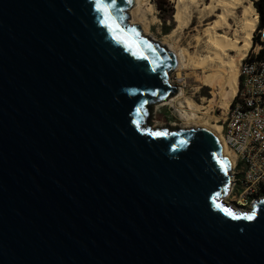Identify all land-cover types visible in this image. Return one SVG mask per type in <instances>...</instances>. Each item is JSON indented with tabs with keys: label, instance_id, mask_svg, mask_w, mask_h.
I'll use <instances>...</instances> for the list:
<instances>
[{
	"label": "water",
	"instance_id": "95a60500",
	"mask_svg": "<svg viewBox=\"0 0 264 264\" xmlns=\"http://www.w3.org/2000/svg\"><path fill=\"white\" fill-rule=\"evenodd\" d=\"M135 4L0 0V264H264L219 138L148 125L177 56Z\"/></svg>",
	"mask_w": 264,
	"mask_h": 264
},
{
	"label": "rangeland",
	"instance_id": "374dc122",
	"mask_svg": "<svg viewBox=\"0 0 264 264\" xmlns=\"http://www.w3.org/2000/svg\"><path fill=\"white\" fill-rule=\"evenodd\" d=\"M168 1L174 8L173 18L170 19V17H168L166 20L162 18L164 15L157 8V0H145V18L137 21L135 25L141 27L143 34L147 32V36L164 44L168 48H173L177 53L183 54L188 51L194 55L198 49L195 48L197 47L196 37L198 35H203V31L210 26V23L212 25L213 22L217 20L216 17L222 12L221 9L217 8L219 4L218 1L222 0ZM250 1L253 2V4L256 2V0ZM212 7L215 8L213 10V15L208 12ZM133 9L134 8L131 10ZM178 9L182 10L179 11ZM131 10L129 11V22L132 23L134 16L131 14ZM238 11L239 10H237V16L241 19L242 9ZM178 12L182 13L183 22L181 19L177 20V17H175ZM229 23L230 27L233 29H223V31H219V33H226L233 36L234 27L237 29V25H234L235 23L233 20L231 21V19H229ZM259 25L260 17L258 13V27L253 35V47L248 56H251L255 52L257 43H254V38L259 33ZM186 59L187 58H185V64L187 63ZM240 67L241 65L239 66V73ZM202 76L203 74L201 71L191 67L181 66L179 70L176 69L171 74L170 82L179 89L181 88L183 90V95L176 101L171 102V99H173L171 98L166 102L154 105L150 111L148 125L154 128L171 127L172 129H183L182 127H185V129H190L205 127L212 130H216L218 125L223 126L233 103L232 100L228 108L224 106L228 102L231 93L230 87L227 86V83H225L226 85L223 84L221 87L217 86L215 89L206 86L200 81ZM177 78H181L183 81H178ZM239 81L240 79H238V85ZM187 99L192 100L195 104L203 108V110L198 112L197 120L187 121L181 114L180 103ZM222 132L223 129L218 133L222 136Z\"/></svg>",
	"mask_w": 264,
	"mask_h": 264
},
{
	"label": "bare ground",
	"instance_id": "6f19581e",
	"mask_svg": "<svg viewBox=\"0 0 264 264\" xmlns=\"http://www.w3.org/2000/svg\"><path fill=\"white\" fill-rule=\"evenodd\" d=\"M144 1L145 0H136V4L133 7L134 9L131 10V14L134 16L131 24H137V21L145 18ZM218 3L217 8L221 9L222 12L216 17L217 20L213 22L212 25L210 23V26L203 31V35H198L196 37L197 47L195 48L198 49L194 55L188 51L179 54L173 48L170 47L169 49L177 56V70H179L181 66H184L201 71L203 76L200 81L204 85L214 89L217 86L221 87L223 84L227 83L231 93L228 102L224 106L228 108L230 102L237 94L240 75L239 66L248 56L253 46V35L258 27V12L253 2L250 0H222L218 1ZM214 9L215 8L212 7L208 12L213 15ZM241 9L242 18L239 19L237 10L240 11ZM181 10L182 9L179 11ZM175 17H177V20H182L183 16L181 12H178ZM229 19L234 21V25H237V29L234 27V31L232 30L234 32L233 36L226 33H219V31H223V29H233L230 27ZM144 35H147V32H145ZM185 58H187L186 64ZM177 80L183 81L181 78H177ZM182 95L183 90L180 88L179 94L171 99V102L176 101ZM201 110H203L202 106L195 104L190 99L180 103L181 114L187 121L197 120V114ZM182 128L185 129V127ZM222 129L223 126L218 125L216 130H210L219 138L223 145L225 156L230 159L233 165L234 157L229 148L226 147L223 136L218 133Z\"/></svg>",
	"mask_w": 264,
	"mask_h": 264
},
{
	"label": "built area",
	"instance_id": "2783aa9c",
	"mask_svg": "<svg viewBox=\"0 0 264 264\" xmlns=\"http://www.w3.org/2000/svg\"><path fill=\"white\" fill-rule=\"evenodd\" d=\"M264 25L254 54L240 67L239 85L223 125V140L233 153L231 186L224 201L249 212L264 199Z\"/></svg>",
	"mask_w": 264,
	"mask_h": 264
},
{
	"label": "trees",
	"instance_id": "16d2710c",
	"mask_svg": "<svg viewBox=\"0 0 264 264\" xmlns=\"http://www.w3.org/2000/svg\"><path fill=\"white\" fill-rule=\"evenodd\" d=\"M157 8L159 11L164 15L162 18L167 19L168 17L173 18L172 16L174 15V8L173 5L170 4L168 0H157L156 2ZM254 6L259 13L260 17V27L259 29L264 25V0H258L254 2ZM259 35L257 34L254 38V43L256 44L258 42ZM253 47V46H252ZM260 58H264V50L262 51Z\"/></svg>",
	"mask_w": 264,
	"mask_h": 264
},
{
	"label": "snow or ice",
	"instance_id": "6c2138e0",
	"mask_svg": "<svg viewBox=\"0 0 264 264\" xmlns=\"http://www.w3.org/2000/svg\"><path fill=\"white\" fill-rule=\"evenodd\" d=\"M97 7H98L99 10L104 11L107 14V12H108V6L106 4H103V3H99L98 2ZM254 217H255V213H253L252 215H248L246 218L247 219H254Z\"/></svg>",
	"mask_w": 264,
	"mask_h": 264
}]
</instances>
